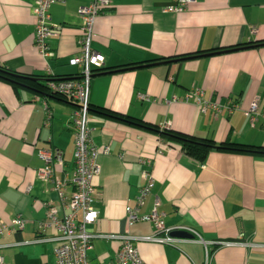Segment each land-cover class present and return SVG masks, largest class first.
<instances>
[{
	"label": "crops",
	"instance_id": "1",
	"mask_svg": "<svg viewBox=\"0 0 264 264\" xmlns=\"http://www.w3.org/2000/svg\"><path fill=\"white\" fill-rule=\"evenodd\" d=\"M36 1L0 0V67L51 76L54 82L80 76L81 68L71 63L83 37L79 10L94 0L52 4L51 23L57 27L48 40L52 58L34 44ZM172 5V0H111L94 25L91 49L104 57L106 70L94 69L90 83L89 127L100 174L93 195L98 218L88 228L97 236L89 262L111 264L123 237L155 235L154 224L129 225L126 213L137 208L141 174L152 161L154 187L140 215L150 214L159 200L165 226L197 231L214 251L211 264H264V120L252 124L245 115L256 99L264 107V46L246 48L264 42V0H193L183 13H164ZM223 49L235 50L214 53ZM198 52L205 54L181 58ZM163 58L177 59L149 62ZM128 64L136 67L119 68ZM193 90L221 111H203L196 98L187 100ZM53 94L0 79V227H9L0 234V256L7 264H55L56 234L45 227L47 205L59 217L67 210L53 184L38 178L45 166L40 152L62 153L65 164L56 174L66 181L69 198L75 169L70 118L76 105ZM229 101L240 109L229 113ZM105 111L217 145L262 150H213L200 162L159 133ZM106 147L109 153L103 154ZM17 217L26 222L23 230L10 228ZM176 232L187 237L173 235L178 241L172 246L137 242L143 264H205V244ZM232 242L246 245H221Z\"/></svg>",
	"mask_w": 264,
	"mask_h": 264
},
{
	"label": "built area",
	"instance_id": "2",
	"mask_svg": "<svg viewBox=\"0 0 264 264\" xmlns=\"http://www.w3.org/2000/svg\"><path fill=\"white\" fill-rule=\"evenodd\" d=\"M58 0H37L32 5V13L36 19L34 31V44L39 53L44 58L54 57L50 50L48 40L56 34L57 27L51 23L50 9L53 3ZM193 0H172L173 5L164 9V13L180 14L187 10L188 5ZM111 7V0H94L88 7H82L79 15L82 19L83 37L80 42V52L72 58L71 63L81 68L79 79L65 80L60 82H51L49 89L53 93L64 95L72 101L76 108L70 118V127L75 134L74 163L75 169L72 175V185L74 191L71 196H65L67 183L57 176L58 168L64 167L63 155L58 150L41 151L40 156L45 162V166L38 171V178L45 183H52L53 190L57 192L62 206L67 210L63 217L58 216V210L54 206L47 205V223L45 227L50 228L56 234L54 241L55 264H91L88 259V253L93 249V242L97 238L88 228L93 225L98 212L94 207V181L100 174V166L97 162L99 155L98 148L95 147L90 123V83L94 69H101L104 63V57L91 49V43L94 37V25L99 15ZM203 93L199 90H193L187 95V100L196 98L203 111L208 109L219 113L222 106L216 103L204 102ZM229 113L235 109H240L239 105L229 101L226 105ZM49 119L51 113L49 112ZM252 124L258 122L259 118L264 120V107L261 106L258 99L253 101L250 108L245 113ZM109 153V147L104 148L103 154ZM149 169L141 174L143 182L137 197V208H127L126 213L129 225L138 222L152 223L156 228V233L150 237L136 238L126 236L122 238V245L118 251L116 259L111 264H143L137 248V242H149L158 245H174L178 240L173 237V233L182 230L190 233L197 242L204 243L197 231L191 228L173 230L167 228L164 224L163 215L159 213V200L156 201L154 209L148 215H140L139 209L146 204V200L154 187L153 164L147 161ZM25 221L17 217L12 221L10 228L24 229ZM9 227L2 225L0 234ZM205 244V243H204ZM223 247L234 245L245 246L241 242L223 243ZM206 248L205 264H211V259ZM0 264H7L5 259L0 256Z\"/></svg>",
	"mask_w": 264,
	"mask_h": 264
},
{
	"label": "trees",
	"instance_id": "3",
	"mask_svg": "<svg viewBox=\"0 0 264 264\" xmlns=\"http://www.w3.org/2000/svg\"><path fill=\"white\" fill-rule=\"evenodd\" d=\"M262 46H264V42L253 43L249 46H246V48H249V47L259 48ZM235 49L217 50V51H214V53L222 54V53L228 52L230 50H235ZM210 52H212V51H210ZM203 54H205V52H198V53L188 55L185 57H181V58L184 60L185 59L200 58L201 56H203ZM174 59H177V58H167V59L163 58V59H156L154 61H149V62L170 63ZM135 65L136 64H128V65H125V66L119 67V68L125 69V70L126 69H132V68L136 67ZM104 70H106V69H103V68L98 69L99 72L104 71ZM0 79H3L5 81L11 83L12 85H14V87L22 86V87L28 88L30 90H33V91L38 92V93L45 95V96H48V95L57 96V95L53 94L52 91L49 90V84L51 82L57 81V80H55V78H53L51 76L20 75L16 72L8 70L4 67H0ZM74 79H79V76L64 78V80H74ZM104 113H105V116H108L110 118H116V119H119L121 121L131 123L135 126L142 127L145 129H149V130H152L154 132L159 133L161 140L166 141L168 144H171L174 146H179L187 155H189L190 157H192V158H194L200 162H203L205 160V158L208 156V154L213 150L239 151V152H251V153L261 152L259 150H262L260 148H255V147H251V146H247V145H241V144H233V143H223V144L217 145L213 141L205 140V139H199V138H196V137H193L190 135H186L183 133H179V132H176L173 130H168V129L160 130L158 127H154V126H151L149 124H146L141 120L132 119L130 117L122 116V115L112 113L109 111H105ZM164 246H166V245H164ZM209 247H208V251H209L210 259L212 262V259L214 256L213 255L214 251H212ZM205 261H206V248H205Z\"/></svg>",
	"mask_w": 264,
	"mask_h": 264
},
{
	"label": "water",
	"instance_id": "4",
	"mask_svg": "<svg viewBox=\"0 0 264 264\" xmlns=\"http://www.w3.org/2000/svg\"><path fill=\"white\" fill-rule=\"evenodd\" d=\"M173 235H176V236H182V235H184V237H187V235H185V234H182V235H181L180 232H178V233H177V232H176V233H173ZM192 237H193V236H192Z\"/></svg>",
	"mask_w": 264,
	"mask_h": 264
}]
</instances>
